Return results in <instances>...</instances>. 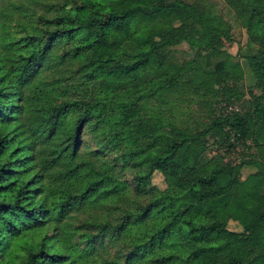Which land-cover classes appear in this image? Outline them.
Here are the masks:
<instances>
[{"label": "trees", "instance_id": "obj_1", "mask_svg": "<svg viewBox=\"0 0 264 264\" xmlns=\"http://www.w3.org/2000/svg\"><path fill=\"white\" fill-rule=\"evenodd\" d=\"M227 3L255 42L243 53L255 90L241 110L181 124L173 96L211 68L228 75L219 17L187 0H0V264H260L264 0ZM181 41L194 51L176 63L169 47ZM209 135L226 151L249 140L254 155L182 164ZM244 163L258 172V200L244 191ZM251 239L250 253H226Z\"/></svg>", "mask_w": 264, "mask_h": 264}, {"label": "rangeland", "instance_id": "obj_2", "mask_svg": "<svg viewBox=\"0 0 264 264\" xmlns=\"http://www.w3.org/2000/svg\"><path fill=\"white\" fill-rule=\"evenodd\" d=\"M198 4L202 9L207 10L211 14L219 17L225 22V28L228 32L229 38L222 39L221 50L223 54L219 56L221 60H228L230 64L221 69V72H226L228 70V75L224 78L222 74H218L215 68L209 66L211 74H204L201 76V85L193 87H185L181 95L173 96L170 100L168 108L172 109V115L178 123H190L199 117L204 118L209 115V111L213 113H224L230 110H241L246 105V100L248 99V91L255 90L253 87V78L248 69L246 61L243 57V53L247 48L254 45L255 42L252 40V36L245 30L240 20L236 17V13L232 7L227 3V0H187ZM192 16L197 19L194 11H191ZM143 37L146 40L156 37V29L154 27H148L144 33ZM125 39L123 33H118L112 37L114 43H121ZM170 60L176 63H180L190 57V54L194 51L189 48V46L181 41L170 47ZM223 56V57H222ZM218 59V60H219ZM200 63H204L205 60L200 58ZM168 69L167 63H163L157 70V74H161ZM236 77L235 80H232ZM212 78H218L219 83L212 80ZM199 82V84H200ZM234 87V89L225 92L224 89L227 87ZM199 89V91H197ZM186 90V91H185ZM234 90L239 92V96L229 95ZM183 94V95H182ZM234 146L226 151V144L219 145V140L215 136H206L202 142H193L187 148L184 153L181 163L192 164L196 161L197 157H210L219 156L221 160H247L252 158L254 155V149L251 146L249 140L244 143L240 141H232ZM89 145L92 143L89 141ZM247 146H249L247 148ZM240 176L246 183L244 191L253 200H258L260 194L258 190L252 187L251 183L253 179L258 176L256 167L252 164L244 163L240 167ZM150 182L159 188L164 186L163 178L160 172L154 170L150 176ZM204 190L199 188V191ZM81 216H78L80 219ZM75 220V219H74ZM71 224V230L72 225ZM234 222H229L230 227H235ZM71 237L74 238L75 234L71 232ZM257 247V241L251 239L245 243H235L229 245L226 253L233 256H240L250 253L253 249ZM17 253V254H16ZM20 252H14L15 261L19 258ZM260 264H264V258L259 260Z\"/></svg>", "mask_w": 264, "mask_h": 264}]
</instances>
